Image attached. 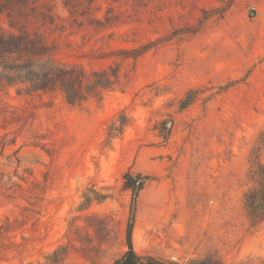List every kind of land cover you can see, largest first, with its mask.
<instances>
[{"label":"rangeland","instance_id":"374dc122","mask_svg":"<svg viewBox=\"0 0 264 264\" xmlns=\"http://www.w3.org/2000/svg\"><path fill=\"white\" fill-rule=\"evenodd\" d=\"M0 34L85 96L0 84V264H264V0H0Z\"/></svg>","mask_w":264,"mask_h":264},{"label":"trees","instance_id":"16d2710c","mask_svg":"<svg viewBox=\"0 0 264 264\" xmlns=\"http://www.w3.org/2000/svg\"><path fill=\"white\" fill-rule=\"evenodd\" d=\"M42 42L32 41L26 34L5 36L0 34V84L25 83L29 90H48L59 87L70 103L85 99L81 87L82 77L73 68L57 65L52 59L42 60ZM98 79L90 82L93 90L110 88L112 82L103 72H94ZM264 148V131L259 135L256 150ZM255 150V151H256ZM251 179L253 188L244 194V205L250 215L264 212V163H254ZM128 251L112 264H166L151 256L139 257L132 250L130 233L127 235ZM175 264V263H173ZM186 264H214L207 256L198 262ZM217 264H223L217 261Z\"/></svg>","mask_w":264,"mask_h":264},{"label":"water","instance_id":"95a60500","mask_svg":"<svg viewBox=\"0 0 264 264\" xmlns=\"http://www.w3.org/2000/svg\"><path fill=\"white\" fill-rule=\"evenodd\" d=\"M138 188H139V184L137 182L135 188H134V192H133V200L136 198V195H137V191H138ZM134 214V209H132V212H131V216H133ZM132 221V220H131ZM129 227H131V224L129 225Z\"/></svg>","mask_w":264,"mask_h":264}]
</instances>
